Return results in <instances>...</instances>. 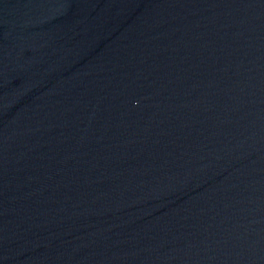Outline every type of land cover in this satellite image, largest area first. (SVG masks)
<instances>
[{
	"label": "water",
	"instance_id": "obj_1",
	"mask_svg": "<svg viewBox=\"0 0 264 264\" xmlns=\"http://www.w3.org/2000/svg\"><path fill=\"white\" fill-rule=\"evenodd\" d=\"M0 264H264V0H0Z\"/></svg>",
	"mask_w": 264,
	"mask_h": 264
}]
</instances>
